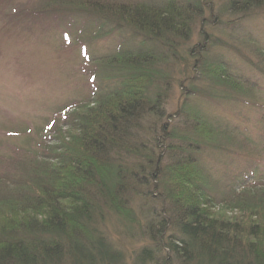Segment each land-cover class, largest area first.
<instances>
[{"label": "rangeland", "instance_id": "1", "mask_svg": "<svg viewBox=\"0 0 264 264\" xmlns=\"http://www.w3.org/2000/svg\"><path fill=\"white\" fill-rule=\"evenodd\" d=\"M102 1L112 3L116 0ZM161 1L117 0L125 5L140 2L155 5ZM199 1L204 11L196 17L189 40L176 47L180 59H173L166 52L157 64L161 74L170 75L169 83L155 78L147 84L148 95L157 90L167 91L165 115L162 113L159 120L158 117L151 118L154 136L146 129L147 124L143 126L139 149L154 150L155 138L160 136L159 127L165 122L180 129L184 124L189 125L188 141L199 147L191 145L189 150L183 147V151H188L181 157L198 161L208 184L215 189L213 196L229 187L248 188L240 197L246 205L243 209L235 207L236 201L215 203L208 208L209 213L225 219L248 216L256 223L252 216L256 212L254 208L264 205V8L245 13L237 9L238 3L236 10L230 11L232 0ZM73 8L77 7L61 0H0L1 174L10 175L15 164L23 163L24 157L37 150L42 141L50 147V152L47 157L37 159L41 161L36 162L37 167L34 164L37 174L42 167L47 169L53 165L58 154L74 148L69 145L67 136L76 130L64 125L65 117L82 115L85 109L93 107L90 99L94 91L97 95L108 92L120 79L129 76L130 72L117 70L113 68L115 63L112 66L109 62L122 42L126 43L125 51L144 50L142 39L123 25L116 29L115 23L95 24L84 13L62 12ZM201 30L207 33L206 40L199 36ZM199 44L203 45L201 51L207 62L215 66L224 64L234 80L240 81L238 91L237 88L223 89L209 81L192 79L194 57L191 53L199 54L195 49L200 47ZM150 45L164 49L150 42L145 46L152 47ZM258 51L263 52V56ZM96 67L99 78L94 81L89 76ZM232 96L241 100L231 101ZM194 121L204 122L213 133L200 135L193 131ZM143 145L145 149H142ZM154 152L160 154L158 149ZM162 154V164H170V153ZM128 160L132 163L134 157L130 155ZM25 168L31 171L32 164ZM104 178L108 187H113L115 182L110 175L105 174ZM143 179L140 178L145 181ZM169 182L168 179L159 181L152 196L145 189L131 192L128 203L133 214L130 216L126 214L127 210L115 212L108 207L102 208L101 216L97 213L95 223L99 231L112 249L121 254L120 261L115 264H189L183 255H174L166 249L160 251L161 247L158 249L154 241L158 233L156 226L153 231L146 228L148 222L155 223V218L169 219V224L174 221L176 193L174 190V193H168ZM172 229L168 226L166 237L173 235ZM173 237L169 241H176ZM143 249L151 251L153 261H139Z\"/></svg>", "mask_w": 264, "mask_h": 264}, {"label": "trees", "instance_id": "2", "mask_svg": "<svg viewBox=\"0 0 264 264\" xmlns=\"http://www.w3.org/2000/svg\"><path fill=\"white\" fill-rule=\"evenodd\" d=\"M61 1L77 7L62 12L84 13L95 24L105 21L115 23L116 29L122 25L129 28L142 39L144 50L125 51L126 43L122 42L109 62L115 63L112 66L117 70L130 72L129 76L122 77L108 92L97 95L94 91L90 99L93 107L85 109L82 115L65 117L64 125L76 130L67 136L69 145L74 148L69 147V151L58 154L53 165L47 169L42 167L37 174L34 164L37 167L36 162H41L37 159L47 157L50 152V147L42 141L37 150L24 157L23 163H13L15 169L10 175L0 173V264L118 263L121 254L106 242L95 223L96 215L101 216L105 207L115 212L124 209L128 216L132 215L128 203L130 193L145 189L152 196L159 181L165 179L170 181L168 193L173 190L176 193L174 221L169 224V219L155 218L156 224L148 222L146 227L153 231L156 226L158 233L154 241L158 249L161 247L160 251L166 249L174 255H183L189 264L204 261L211 264H264V205L254 208L256 212L253 211L252 216L256 223L248 216L225 219L209 213L208 208L215 203L236 201L235 207L243 209L246 205L240 197L248 188L229 187L213 196L215 189L208 184L198 161L181 157L191 145L199 147L188 141L189 125L184 124L181 129L170 127L166 122L161 125L159 139L154 141V150L158 149L160 154L139 149L143 126L147 124L146 129L154 136L151 118L158 117L159 120L162 113L165 115L167 91L157 90L148 95L147 84L155 78L169 83L170 75L161 74L157 64L166 52L173 59H180L176 47L191 37L192 25L204 11L203 4L199 0H163L155 5L149 2L125 5L117 0H111L112 3ZM237 3V9L245 13L264 8V0H232L230 11L236 10ZM53 12L58 14V11ZM199 36L203 40L208 38L203 30ZM148 42L164 49L158 50L155 45L146 47ZM199 46L195 48L199 54L191 53L194 57L192 79L209 81L223 89L237 88L238 91L240 81L234 80L224 64L215 66L207 62L201 51L203 45ZM257 53L263 56V52ZM120 61L122 65H119ZM96 74L97 67L90 79L96 81L99 78ZM237 96L229 99L240 101ZM199 121L191 124L193 131L200 135L213 133ZM54 133L58 134L56 130ZM183 147L188 150L183 151ZM142 149H145L144 145ZM165 151L171 155L170 164H162ZM130 155L134 157L132 163L128 160ZM29 164H32L31 171L25 168ZM105 174L114 180L113 187H108ZM141 177L145 181H141ZM168 226L173 227L175 237L165 236ZM172 237L176 241H169ZM147 250H142L140 262L154 260L151 251Z\"/></svg>", "mask_w": 264, "mask_h": 264}]
</instances>
